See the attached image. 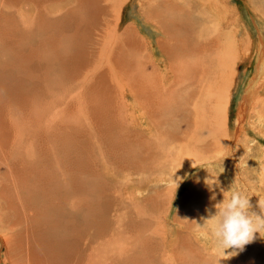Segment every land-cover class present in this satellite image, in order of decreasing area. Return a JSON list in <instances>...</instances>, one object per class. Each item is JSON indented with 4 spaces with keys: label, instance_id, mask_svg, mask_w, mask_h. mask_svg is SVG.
<instances>
[{
    "label": "bare ground",
    "instance_id": "obj_1",
    "mask_svg": "<svg viewBox=\"0 0 264 264\" xmlns=\"http://www.w3.org/2000/svg\"><path fill=\"white\" fill-rule=\"evenodd\" d=\"M99 1L98 12L114 9L112 1ZM161 1L169 0H147V6L143 10L147 13L148 21L157 26L161 32L160 35H163V38L158 40L163 49L162 60H160L163 61L162 66H158V60L150 57L147 41L145 42L140 36L138 38L131 27L126 29L125 38L122 34L119 35L118 45L126 41L136 47L139 45L141 51L139 66L128 64V62L125 65V79L132 84L129 89V103L116 99H124L127 96L120 89L112 93V88L117 89L118 81L107 78L105 74L106 69L112 68L109 64L113 55L109 38L102 45L96 44L101 48V64L98 69L102 70L108 81L100 80L99 77L94 80L93 75V81L88 83L81 81L73 89L69 86L70 78L66 76L55 79L56 82H61L62 88H52L51 83L54 79H50L46 66L42 71L34 70L35 64L46 63V60L40 59L34 62L32 57L27 56L28 51L23 48L20 49L22 57L0 55V170L2 172L5 168L7 169L3 180L0 179V188L10 186L3 192L0 191V262L7 264L8 256L26 247L28 255H30L28 251L30 247L35 250L39 264H100L102 260L104 264H197L202 258L197 241L203 243L205 241L198 238L196 233L198 230H203L210 221L202 218V224L198 225L200 218L197 213L192 215L187 223H183L184 218L177 219L181 223L179 225L168 221L167 224L165 223L168 233L164 235L163 244L154 242L155 238L161 234L158 226L164 225L160 219V225L154 221L156 223L150 227L146 221L148 211L153 210L155 213L159 211V205L162 201L165 202L164 193L161 190L172 191V187L166 183L170 178L153 179L155 177L153 175L154 185L153 183L143 184L145 187H150V190L144 194V201H138L132 195L135 192L136 195L144 192L139 189L140 186L132 188L131 196L125 197V181L128 179L125 174L130 175L132 172L136 174L139 162L142 168L147 166L146 164L142 166L143 161H150L152 164L146 162L154 166L150 169L157 170L164 154L168 155V159L160 170H170L177 167V163L188 158H191L193 162H204L212 158L213 153L216 156H222L223 148L217 147L216 144L217 138L222 137V121L218 123V127L214 128L217 136L211 135L209 124L224 117L226 96L224 76L229 77L231 66L240 53L234 43H227L225 40L226 44L221 41L224 46L220 45L219 37L216 36L221 31L215 30L217 26L213 25L214 28L210 29L209 25L203 23L202 27L210 31L209 33L212 32L211 38L204 37L207 32L204 33V28L201 29L202 27L199 26L203 22V19H199L203 16L201 13L200 17L196 16L199 21H202H198L196 25L200 29L198 30L196 26L192 28L196 27L194 37L197 35L205 38L201 42L204 45L198 54L199 58L204 53L207 57L205 56L204 60L200 58L192 65L186 58V52L179 49L180 46L177 50L174 43L170 42V37L172 38L173 35H176L178 39L182 36L180 33H183V26L179 23L182 26V29L178 27L180 32L177 28H175L177 31L171 28L172 21L168 17L171 11L165 12L170 3L164 4ZM4 2L5 0H0V15L6 12L7 6ZM66 5V1H63L62 4H51L47 8L36 6V11L32 12L25 10L22 13L24 25L15 18L17 32L23 36L29 28L39 30L44 24L51 28L60 26L63 24L60 16ZM186 5H188L187 2ZM175 6L179 11L180 5ZM189 6L192 5L189 4ZM212 6L210 4V7ZM260 9L259 12L264 15V10ZM206 11L214 15L209 8ZM191 14L190 11L189 15ZM192 17L189 16L186 22H183L185 26H187L185 23L194 19ZM211 21L214 20L207 22L212 23ZM192 24L194 25V22ZM0 34L4 36L7 32L1 29ZM157 36L159 38V35ZM206 39L211 41L208 43L204 41ZM247 44H249L248 39L243 44L244 47ZM260 50L264 54V49ZM209 52L211 57L214 56L212 59L208 56ZM5 57L8 58L5 59ZM260 61L263 66L264 58ZM132 71H135L134 76ZM84 72L87 71L82 73ZM255 84H249V88L246 89L244 100L239 106L238 117H242L245 108L249 106L250 99L255 93V89L253 90ZM95 93L100 94L98 101L94 97ZM259 96L257 95L256 102L252 101L253 112L256 115L260 106V112L257 114L258 121L264 126V98ZM138 119L143 125L141 128L138 127ZM75 125L77 127L71 132ZM65 132L71 133L64 139ZM78 141H83V148L89 158L88 169L81 174L78 169L82 165V156L76 152ZM235 144L239 153L243 145L242 139H238ZM54 146H56V149L54 148L56 154L53 158L52 147ZM12 148H14V154L17 152L20 158L23 155L27 165L31 164L26 182L20 177L17 180L16 171L10 167L12 162L10 157L14 156ZM70 156L73 157V161ZM116 156L120 157L122 163H132L133 166L119 164L115 159ZM235 156L239 157V155ZM106 159L117 170H121L116 182H111L106 175L104 166ZM100 164L104 166V177L97 179L94 185H84L83 181L93 176ZM185 172L187 171L181 170L180 180ZM8 173L10 175H7ZM23 184L26 186L25 191L29 190L33 193L30 202L28 200L21 202V193L24 192H21ZM196 190V185L191 183L184 195L180 196L179 207L185 203L196 206ZM35 193L37 194L34 195ZM101 199L105 203H102ZM122 199H127L130 204L118 212L117 210L122 206L118 200ZM211 199L212 197H205L198 202V206L213 205L210 217L216 213L214 201ZM143 204L145 206L142 208ZM130 207L133 209L132 213L143 217L142 226L145 229H143V235L138 236L137 242H135L136 232L134 231L126 232L124 237L120 238L112 230L98 229L101 223L114 221L115 227L121 233L122 228L129 226L128 222L122 218L132 216L125 212ZM179 213H182V210H179ZM188 217L190 216L186 218ZM134 218L132 216L131 219ZM190 223H192L191 229L188 231ZM147 231L154 235H147ZM130 241H134L135 245ZM8 245L15 251L8 254L5 250L2 257L1 248ZM42 247L45 251L38 254ZM210 248L206 249L210 251ZM132 252L140 256L134 260ZM12 259L13 261H9L11 264H32L33 261L34 264H38L35 259L30 261L29 256L20 260L15 257Z\"/></svg>",
    "mask_w": 264,
    "mask_h": 264
},
{
    "label": "rangeland",
    "instance_id": "obj_2",
    "mask_svg": "<svg viewBox=\"0 0 264 264\" xmlns=\"http://www.w3.org/2000/svg\"><path fill=\"white\" fill-rule=\"evenodd\" d=\"M63 1H66L67 4L63 9V14L60 16L63 24L55 28H51L47 24H44L39 30L29 28L23 36H20V34L17 32L18 27L15 23V18H18L24 25L25 20L22 17V13L25 10H29L30 12H32L36 11V6L47 8L51 4H62ZM110 1L113 2L114 9L98 12V8H100L99 0H5L4 3L7 7L5 8L6 12L0 15V30L2 29L3 31H6L7 35L2 36L0 34V55L22 57L20 49L23 48L28 51L27 56L32 57L34 62H38L40 59H45L46 63L35 64L34 70L39 72L42 71V69L46 66V72L49 75L50 79H54V81H52L51 83V87L54 89H57L58 87L62 88V86L60 85L61 82L55 81V79H57L58 77H69V86L71 89H73L81 81H85L87 83L93 81V75L95 76L94 80L99 77L100 80L108 81L105 78L106 74L107 78H114L115 81H118L117 89L112 88V93L120 89L124 93V95L127 96V98L124 99H116L123 100L125 103H129V89L130 85L132 84H129L127 82V79H125V65H127L128 62V64L130 63L134 66H139L138 64H141V51L139 45L136 47L128 44L126 41H124L121 45H118L119 35L122 34L125 38L126 29L128 27H131L138 38L140 36L145 40V42L147 41V51L150 57L158 60V66L163 65V61H160L162 60L163 49L161 48L158 41L160 38H163V35H160L161 32L159 28L157 26L156 28L155 25L151 24L147 19V13H145L146 11L143 10V8L147 6V0ZM179 1L180 0H169L161 2L164 4L170 3L165 12L170 13L169 11H171V14H175L176 18H172L174 14L168 15V13H165L168 15L169 19L171 18V28H174V30L175 28H177L178 30L180 28L182 29L183 26L182 31L184 34L181 32L180 35L182 36H180L179 39L176 35H173L172 38L170 37V42L172 41L171 43H174L176 49L178 46H180L179 49L186 52V58L188 62L192 63L193 65L198 62L200 58L201 60H204L205 56L207 57L205 53L200 58L198 55L199 52L202 51L201 47L204 45L203 43H201L202 40L208 37L211 38L212 36V32L209 33L210 31L208 32L207 30H205V27H202L204 26L203 23L209 25L208 28L210 29L214 28L213 25L215 27L217 26L215 30L219 29L221 31L220 34L218 32L216 36L219 37L220 45L224 46L223 43L226 44V42H229L231 44L234 43L237 45L238 53L240 54L236 57L235 62L231 66L229 77L226 78L224 76L226 84L224 88L226 89L227 96H225L224 99V117L219 121L211 122L209 124L211 135L217 136V131H214V128L218 127V123L222 121V137H220L219 139L217 138L216 141L217 147L221 146L223 148V153H221L222 156L219 157L216 156L215 153H213L212 158H209L204 162H193L191 158H188L177 163V167H173L170 170H160L164 162H166L168 159V155L164 154L157 170L150 169V167H154L151 165L152 163L150 161H143L144 163L142 162V166H144L145 164L147 166L142 168L139 165L141 162H139L137 165V176L133 172L130 175H126L124 173L128 178L125 181V197L128 198L129 196H131L132 188H138L140 186L139 189L143 190L144 192L141 195H136V192L132 195V197L138 201H144V194H146L148 190H150V187L146 186V188L143 184L153 183L152 185H154V182H152L153 179H158L160 177H163L164 179L170 178V180L166 183H168V185L172 187V191L165 189L161 190L164 193L165 202L162 201L161 205H159L160 209L158 212H156L157 214L153 210H149L148 219L146 220L149 226L152 227L153 223L157 222V224H159V220L161 219L164 226H158L161 234L158 235L154 240V242H157L160 245H162V242H164V235L168 233V231H166V224L168 223V221H170L174 225H179L180 222H178L177 219L184 218L183 223H187L195 213H197L200 218L198 223L199 225L202 224V218H204L205 220L209 219L211 210L213 209V205L198 206V202L202 201L205 197H212L211 200L214 201V206L219 207L221 202L228 198L233 188L240 187L241 189L245 190L248 195H251L249 197V200L250 204L252 205V211L259 213L260 210L258 207V201L264 202V126H262V124H260L258 121L257 114L258 112H260L261 108L260 106L258 107L259 111L256 110L258 112L255 115L253 112L254 104L252 102H256V98H258L257 95H260L259 97L262 96L264 98V84H262L264 83V65L261 66L260 61V59L262 60L264 58V54L260 50L264 49V15L259 12V10H261L260 8L264 10V0H181L180 3ZM184 1H186L188 5H186V2L184 3ZM251 1L254 4H252ZM177 4L180 5L179 11L177 9V6H175ZM189 4L192 6H189ZM210 4L213 6L210 7ZM208 8L209 10L213 11L214 15L209 12L207 13L208 10L206 11V9ZM142 10L143 12H141ZM190 11L192 13L191 15H189ZM201 13L203 15L202 17H200ZM197 15H199V19H203V22L199 21ZM189 16H193L192 18H194L192 19V21L187 22L190 26L185 23L190 27V29L189 27L186 28L187 26H185L183 23L184 21L186 22V19ZM167 20L164 21L166 23H169V21ZM208 20L214 21H211L212 23H208ZM198 21L202 22L199 26L202 27L201 29L204 28V33L205 31L208 33H205V38H201L197 35L194 37L196 27L198 30L200 29L198 26H196L199 23ZM193 22L194 25L192 24ZM179 23L182 24V26ZM192 26L196 27L192 28ZM178 31L180 32L181 30ZM157 32L159 34H157ZM189 32L192 34H190ZM222 32H224L225 34ZM157 35H159V38H157ZM107 38H109L112 43L113 55L110 58L111 62H109L112 68L110 70L106 69L104 74L102 70L98 69L101 64V48L97 47L96 44L102 45ZM247 39L249 40V44H247V46L245 45L244 47L243 44ZM207 40L208 39L204 41L208 43L211 41L210 39V41ZM221 41H223V43ZM22 44L25 45L23 46ZM207 45L208 47L210 46L209 44ZM209 48H211V46ZM171 55L172 54H170V58L172 57ZM208 56L209 58L211 57L210 52ZM213 57L214 56H212L210 59H212ZM7 58L8 57H5V59ZM171 59L173 61V57ZM138 68L139 67H137V69ZM74 69H77V71H73ZM83 71L87 72L82 73ZM260 71H262V74L260 73ZM132 72L134 73L132 74L134 76L135 71ZM139 74L141 73L139 72ZM252 80L254 82H252ZM254 83H256L253 88V90L255 89V93L253 94L252 99H250L249 106L245 108L244 115L242 117H238L240 108L239 106L244 100L243 97L246 93V89H248V86ZM94 97L98 101V99L100 98V94L95 93ZM75 113L76 112L74 111V114ZM138 121V127H143L141 120L138 119ZM76 127V125L75 127L73 126L71 132ZM71 132H65L64 139L68 137ZM238 139H242L243 141V145L241 146L242 151L240 148L239 153L236 149L237 144H235ZM82 142L83 141H78L76 144V152L82 156V165L78 169L80 174L86 172L89 165V158L83 148ZM54 148L56 149V146L52 147L53 158L56 154ZM11 151L13 152L12 154L14 156L10 157L12 159L10 167L16 171L17 180L20 177L26 182L28 180L27 178H29V169L31 167V164L27 165V160L23 157V155L20 158L17 152H15L16 154H14V148H12ZM235 155H239V157ZM70 159L73 161L72 156H70ZM100 159L103 158L100 157ZM115 159L121 165L133 166L132 163H122L119 156H116ZM146 162H150L151 164L149 163V165ZM104 166L106 167L105 171L108 179L111 182H116L119 179V173L121 172V170H117L110 161H107V159L104 161ZM104 166L100 164L99 168L96 170V173L93 174V176L86 178L83 181V184L94 185L97 179H99L100 177H104ZM6 170V168L2 170V172L0 170V179L3 180V175H6L7 173ZM181 170L187 171L185 172L182 180H180ZM74 171L76 172V170ZM124 174H122V176H124ZM7 175L10 174L8 173ZM153 175L155 177L152 179ZM191 183H194L197 189L196 206L193 204L185 203L179 207L181 199L180 196L184 195V193L191 186ZM8 187L10 188V186L0 188V191L3 192L4 189ZM25 188L26 186L25 184H23L21 186V192H24L21 193L20 197L21 202L23 201L22 203H24L25 200H28V202L32 201L31 194L33 193L29 190L25 191ZM36 194L37 193H35L34 195ZM101 202L105 203V201L102 199ZM118 203L122 204L121 208L117 210L118 212L123 210L127 205L130 204L127 199L118 200ZM144 206L145 204H143L142 208ZM179 210H182V213H179ZM132 211L133 209L131 207L125 210L126 214H131L135 218L131 219L132 216L130 218H122L126 220V222H128L129 226L126 228H122L121 233H119L117 228L115 227L116 222L114 221L110 223H101L98 226V229L112 230L115 232L117 237L120 238H123L126 232L134 231L136 232L135 242H137L139 240L138 236L143 235V229L145 228L142 226L143 217L136 216L134 212L132 213ZM213 215L215 214L213 213ZM187 216L190 217L186 218ZM191 224L192 223H190L188 227V231L191 229ZM146 234L154 235L149 231H147ZM173 237H175V235H173ZM130 242L135 245L134 241ZM121 243L122 241L120 242V244ZM25 244L24 247H26ZM208 244L205 242L203 243L197 241L198 248L202 252V258L197 262V264H216L217 257L215 254V250L214 248L212 250V247L209 245L211 247L210 248ZM164 247L167 248V246ZM207 247L210 248V251L206 249ZM25 249L27 250V247L8 256L7 264H11L9 261H13L12 257L20 260L26 258L27 256H29L30 261L35 259L36 262H38V257L35 250L30 247V249L28 250L30 251V255H28ZM5 250L8 254L15 251V249L10 245L4 246L3 248H1L2 257H4L3 252H5ZM44 251L45 248L43 249L42 247L38 254L43 253ZM225 251L232 252L233 249L229 248ZM236 253V255L231 256L229 259H221L220 264H238V262L240 264H264V237H261L259 233L255 234V239L251 243L245 245L242 251L237 249ZM131 255L133 256L134 260L140 256L135 252H132ZM51 261L53 260L51 259ZM0 264H5V262H0ZM32 264H34V261L32 262ZM100 264H104V261L102 260Z\"/></svg>",
    "mask_w": 264,
    "mask_h": 264
},
{
    "label": "clouds",
    "instance_id": "obj_3",
    "mask_svg": "<svg viewBox=\"0 0 264 264\" xmlns=\"http://www.w3.org/2000/svg\"><path fill=\"white\" fill-rule=\"evenodd\" d=\"M250 196L240 187L233 188L228 198L216 207L215 215L206 220L210 223L197 231V237L214 248L216 264L236 255L237 249L242 251L255 239V234L264 237V202L258 201L259 213L252 211ZM229 248L233 251L226 252Z\"/></svg>",
    "mask_w": 264,
    "mask_h": 264
}]
</instances>
